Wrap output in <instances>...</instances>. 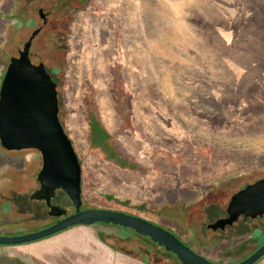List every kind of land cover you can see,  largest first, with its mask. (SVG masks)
I'll return each mask as SVG.
<instances>
[{"label":"rangeland","instance_id":"obj_1","mask_svg":"<svg viewBox=\"0 0 264 264\" xmlns=\"http://www.w3.org/2000/svg\"><path fill=\"white\" fill-rule=\"evenodd\" d=\"M60 1L66 7L0 0V84L10 57L40 28L30 57L55 71L82 207L147 219L220 264L250 255L264 243V220L241 235L206 226L207 209L222 210L234 191L264 178V0ZM89 113L127 165L90 147ZM40 167L39 152L0 145V235L49 224L43 201L30 199ZM98 227L119 247L164 263L150 240Z\"/></svg>","mask_w":264,"mask_h":264},{"label":"water","instance_id":"obj_2","mask_svg":"<svg viewBox=\"0 0 264 264\" xmlns=\"http://www.w3.org/2000/svg\"><path fill=\"white\" fill-rule=\"evenodd\" d=\"M41 16L42 10H38ZM44 18V17H43ZM46 19H43V25ZM40 28L33 30L18 50L10 57L0 84V145L7 151L36 150L42 166L36 175L39 189L30 199L44 201L47 215L58 218L42 229L18 234L0 235V246H15L34 242L77 225H112L129 229L148 238L176 257L180 264H220L195 252L169 230L142 217L105 209H82L81 164L72 142L58 117L56 84L42 63L30 59L32 40ZM56 190L61 191L73 206L66 215L50 201ZM229 217L218 219L206 227L223 229L241 214L252 217L264 214V179L247 185L231 197ZM264 256V243L250 255L231 264H254Z\"/></svg>","mask_w":264,"mask_h":264},{"label":"crops","instance_id":"obj_3","mask_svg":"<svg viewBox=\"0 0 264 264\" xmlns=\"http://www.w3.org/2000/svg\"><path fill=\"white\" fill-rule=\"evenodd\" d=\"M96 225H77L49 237L15 246H0L6 264H158L122 247L103 242ZM254 264H264V256Z\"/></svg>","mask_w":264,"mask_h":264},{"label":"trees","instance_id":"obj_4","mask_svg":"<svg viewBox=\"0 0 264 264\" xmlns=\"http://www.w3.org/2000/svg\"><path fill=\"white\" fill-rule=\"evenodd\" d=\"M57 1H59V3L58 2H55V6L57 7V8H64V7H66V3L65 2H63V3H61V1L60 0H57ZM67 1V0H66ZM78 2L80 3V4H82L81 6H83L86 2H87V0H78ZM68 4H69V2H68ZM40 32V31H39ZM38 32V33H39ZM37 36V35H36ZM35 36V37H36ZM34 37V38H35ZM33 41V40H32ZM32 45V44H31ZM31 49V48H30ZM30 59H31V57H30ZM33 63V62H32ZM55 71H53V72H51V73H49L50 75H53V73H54ZM54 81V80H53ZM55 84H56V82H55ZM87 127H88V133H89V144H90V147H93V148H97V149H99L103 154H104V156H105V159H107V160H111V161H113V162H115V163H117L118 165H120V166H124V165H127L128 163H127V160H125V159H123V157L121 156V154H119L116 150H115V148H114V146L112 145V141H111V136H110V134L105 130V128L101 125V123H100V121L92 114V113H89L88 114V116H87ZM81 198H82V191H81ZM129 214V213H128ZM207 214H209V215H212V213L211 212H209V209H207ZM211 217V216H210ZM96 226H111V227H115V228H118V229H121V230H123L124 231V233H125V237H127V240H129V239H131V237H137V238H144V239H147V240H149L148 238H145V237H142V236H140V235H138V234H136L135 232H133V231H131V230H129V229H124V228H121V227H117V226H112V225H102V224H95ZM164 228V227H163ZM166 229V228H165ZM166 230H168V229H166ZM130 231V232H129ZM170 231V230H169ZM128 232V234H126ZM170 232H172V231H170ZM252 232H254L253 230L251 231V229L250 230H245L244 232H242V233H244V234H246V233H252ZM256 232V231H255ZM174 234V233H173ZM260 234H262V233H259V232H257L256 234H254L253 236H252V238H251V241L252 242H254V241H256V239H257V236L258 235H260ZM175 235V234H174ZM177 236V235H176ZM99 237H100V239L103 241V242H105V243H107L108 245H110L111 247H113V248H115V246H114V242L113 241H115V239L116 238H114L113 236H111V235H107V234H105V233H99ZM112 243H114V244H112ZM186 244V243H185ZM118 246V245H117ZM242 248H244L243 246H242ZM125 248H123V250H124ZM163 249V248H162ZM164 250V249H163ZM124 251H126V250H124ZM165 251V250H164ZM128 253H131V254H134V255H136L135 253H133V251H127ZM148 253V252H147ZM156 255H158V253L156 254ZM159 256V255H158ZM144 261H148V260H150V259H148L145 255H142V256H140ZM161 261H163L164 263L163 264H180L179 262H178V260L176 259V257L174 256V255H172L171 253H168V252H166L165 251V253L164 254H161ZM172 257L174 258V260H175V262H174V260L172 259ZM245 258V257H244Z\"/></svg>","mask_w":264,"mask_h":264},{"label":"flooded vegetation","instance_id":"obj_5","mask_svg":"<svg viewBox=\"0 0 264 264\" xmlns=\"http://www.w3.org/2000/svg\"><path fill=\"white\" fill-rule=\"evenodd\" d=\"M38 16L42 19V21H43V19H46V17H45V15L43 14V11L41 12V16L39 15V12H38ZM44 17V18H43ZM5 72V71H4ZM58 99V98H57ZM58 113H59V107H58ZM66 133V132H65ZM67 134V133H66ZM69 137V136H68ZM36 151V150H35ZM36 152H38V151H36ZM41 166H42V160H41ZM40 169H41V167H40ZM39 169V170H40ZM39 172V171H38ZM37 175V174H36ZM261 179H264V178H259V179H257V180H255V181H253V182H251V183H248V184H246V185H244L243 187H241V188H239L238 190H236V191H234L230 196H229V198H228V200H227V202H226V204H225V206H224V208L222 209V210H218V211H216L215 210V212H213L212 213V215H211V222L210 223H214L216 220H218V219H225V218H228L229 217V214H228V207H229V202H230V199H231V197L232 196H234L235 194H237V193H239L241 190H243L247 185H251V184H253V183H255V182H257V181H259V180H261ZM35 180H36V178H35ZM36 184H37V188L32 192V193H34L35 191H37L38 189H39V183L36 181ZM60 195H63V193L61 192V191H59V190H56L55 192H54V196H53V198L51 199V201H50V203H51V205H58V206H60L64 211H65V214L66 215H68V214H70V213H72L73 212V206L71 205V208H70V210H67L66 208H64V207H62L61 206V204H60V200H59V196ZM42 201V200H41ZM43 204H44V206H45V210H46V214H47V211H48V207H47V205L45 204V202L43 201ZM81 208L82 209H85V208H83L82 207V204H81ZM48 216V215H47ZM48 218H49V224H47V225H50V224H52V223H54L56 220H58V218H55V217H51V216H48ZM264 220V214H262L261 216H256V217H252V216H250V215H243V214H241V215H239L238 217H237V219L235 220V221H233V223L231 224V225H225L224 226V228L221 230V229H216V230H211L212 232H214V233H217V232H219V233H222V234H224V233H226V232H228V233H230V234H233V235H241V233L242 232H244L245 230H250L251 228H253V227H255V226H257L258 225V223L259 222H262ZM210 223H208V224H210ZM207 224V225H208ZM46 225V226H47ZM45 227V226H44ZM210 230V229H209ZM159 251V250H158ZM148 252V251H147ZM150 252H148V254H149ZM151 255H154L155 257H158V255H156V254H153V253H150Z\"/></svg>","mask_w":264,"mask_h":264}]
</instances>
